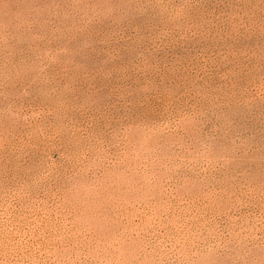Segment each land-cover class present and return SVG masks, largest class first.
Masks as SVG:
<instances>
[{"label": "rangeland", "instance_id": "1", "mask_svg": "<svg viewBox=\"0 0 264 264\" xmlns=\"http://www.w3.org/2000/svg\"><path fill=\"white\" fill-rule=\"evenodd\" d=\"M0 264H264V0H0Z\"/></svg>", "mask_w": 264, "mask_h": 264}]
</instances>
